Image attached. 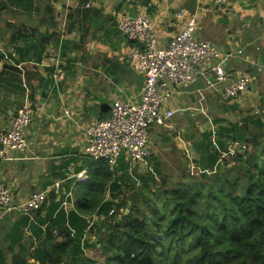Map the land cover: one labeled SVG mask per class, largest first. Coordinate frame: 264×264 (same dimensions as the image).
<instances>
[{"label":"crops","instance_id":"obj_1","mask_svg":"<svg viewBox=\"0 0 264 264\" xmlns=\"http://www.w3.org/2000/svg\"><path fill=\"white\" fill-rule=\"evenodd\" d=\"M31 3L33 10L22 20L35 22V27L7 23L11 32L0 35V133L23 105H37L25 132L28 149L11 151L12 158L1 161L0 173L16 206L34 193L46 192L48 198L40 211L0 208V242L5 241L7 253L14 255L18 250L14 247H27L30 257L53 223L55 233L65 226L81 235L86 254L103 261L106 254L94 243L99 237L96 224L105 222L98 219L100 208L83 215L76 202L92 192L89 182L104 161L87 153V128L110 118L116 101L138 103L145 83V75L131 61L133 42L122 33L121 19L151 18L158 44L166 47L194 18L195 36L213 43L218 55L202 64L203 74L193 84L182 88L164 84L172 95L162 112L170 110L172 115L150 126L157 147L139 161L124 152L119 156L117 166L110 168L106 201H118L129 191L158 188L165 177L177 181L180 169L198 166L208 147L221 149L220 142L235 129L247 133L264 129V0H225L221 6L217 0ZM38 3L39 15H34ZM180 9L187 11L182 19L176 17ZM217 62L226 68L227 83L250 76L251 91L231 99L223 96L225 83H215L212 69ZM58 66L63 77L55 82ZM240 145L227 143L229 151L223 147L226 152L221 156L228 157ZM77 216H84L85 222ZM7 253L0 249L5 256L0 264H7Z\"/></svg>","mask_w":264,"mask_h":264},{"label":"trees","instance_id":"obj_2","mask_svg":"<svg viewBox=\"0 0 264 264\" xmlns=\"http://www.w3.org/2000/svg\"><path fill=\"white\" fill-rule=\"evenodd\" d=\"M227 137L222 148L241 144L228 157L210 145L198 172L184 170L177 181L165 177L118 201L105 200L113 171L103 161L92 192L76 202L83 215L115 210L96 224L103 261L86 254L77 232L62 226L55 233L51 223L30 257L27 247H14L12 264H264V133L235 129Z\"/></svg>","mask_w":264,"mask_h":264},{"label":"built area","instance_id":"obj_3","mask_svg":"<svg viewBox=\"0 0 264 264\" xmlns=\"http://www.w3.org/2000/svg\"><path fill=\"white\" fill-rule=\"evenodd\" d=\"M223 1L217 0L218 6ZM186 12L180 9L176 17L182 19ZM261 22L264 26V13L261 14ZM120 29L133 42L131 61L145 75V83L138 103L116 101L110 118L102 119L86 130L87 153L94 159L106 161L111 169L117 166L123 152L135 161L150 155V126L172 115L170 110L162 112V105L172 95L171 89L163 88L164 84L168 82L174 88L193 84L203 74L202 64L218 55L213 43L195 36L194 18L166 47L158 44L155 23L147 16H124ZM212 69L216 75L215 83H225L221 92L226 98H235L251 91L253 81L250 76L241 75L227 83L228 75L223 64L214 63ZM62 77L63 70L58 66L53 78L58 82ZM36 106L33 103L23 105L10 120L8 128L0 133V163L5 158H12L11 151L28 149L25 132ZM47 198L46 192L34 193L26 202L16 206L13 192L0 173V208L6 211L17 208L28 212L41 208ZM114 212L111 209L108 213H99L98 219L104 221Z\"/></svg>","mask_w":264,"mask_h":264},{"label":"rangeland","instance_id":"obj_4","mask_svg":"<svg viewBox=\"0 0 264 264\" xmlns=\"http://www.w3.org/2000/svg\"><path fill=\"white\" fill-rule=\"evenodd\" d=\"M32 3L31 0H0V35L2 33H7L11 32L12 28L8 26L7 23L9 24H14V25H20L24 24L26 27H35V22L30 21L28 19H25V14H28L26 12H31L33 8L31 7ZM35 14L34 15H39V3L37 4V7L35 9ZM10 20H14V22H11ZM262 133H264V129L261 130ZM155 132L151 131L149 132V138H150V147L151 150L157 147L156 143L154 144V136ZM156 140V139H155ZM213 146V145H212ZM214 147V146H213ZM199 166H192L186 170H191L192 172H198L199 171ZM184 169H180L178 173H176L179 177H181V173L183 172ZM175 174V172H174ZM5 241L0 242V249L3 250L4 254L8 252V246L3 244ZM93 256V255H92ZM91 256V257H92ZM8 257V262L7 264H10L11 260L14 258L13 253H7ZM104 259V258H103Z\"/></svg>","mask_w":264,"mask_h":264},{"label":"water","instance_id":"obj_5","mask_svg":"<svg viewBox=\"0 0 264 264\" xmlns=\"http://www.w3.org/2000/svg\"><path fill=\"white\" fill-rule=\"evenodd\" d=\"M173 181H176V177L173 178ZM128 211H129V208H127L125 212H128Z\"/></svg>","mask_w":264,"mask_h":264}]
</instances>
